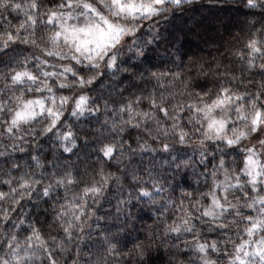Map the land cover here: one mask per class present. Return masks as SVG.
Masks as SVG:
<instances>
[{
    "label": "clouds",
    "instance_id": "9594fccd",
    "mask_svg": "<svg viewBox=\"0 0 264 264\" xmlns=\"http://www.w3.org/2000/svg\"><path fill=\"white\" fill-rule=\"evenodd\" d=\"M0 264H264V0H0Z\"/></svg>",
    "mask_w": 264,
    "mask_h": 264
}]
</instances>
